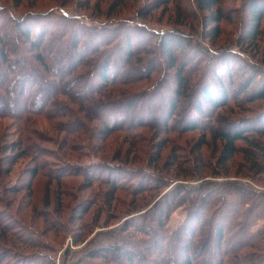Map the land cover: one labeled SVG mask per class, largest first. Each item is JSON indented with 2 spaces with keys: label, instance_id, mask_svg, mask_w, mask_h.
I'll list each match as a JSON object with an SVG mask.
<instances>
[{
  "label": "trees",
  "instance_id": "trees-1",
  "mask_svg": "<svg viewBox=\"0 0 264 264\" xmlns=\"http://www.w3.org/2000/svg\"><path fill=\"white\" fill-rule=\"evenodd\" d=\"M142 1L149 10L138 16L145 18L173 0ZM221 1L192 0L193 9L200 13L199 34L182 27L149 28L130 17L94 20L82 13L70 15L61 4L22 14L0 7V117L19 125L15 146L30 157L29 178L41 175L58 180L78 174L106 184L110 200L118 189L134 196L162 190L175 178L192 176V168L178 163L169 168L156 164L132 167L93 158L89 138L103 140L119 130L137 140L135 134L141 128L153 130L156 136L213 129V139L221 144L219 164L237 151L236 142L241 141L254 150V154L244 150L250 156V170L264 172V162H260L264 158V106L253 115L235 119L217 111L225 104L239 107L241 101L264 98V61L254 62L241 52L246 46L256 50L264 0L247 1L245 30L235 45L224 49L206 41L214 40L220 23L230 20ZM57 9L60 13L54 12ZM177 15L174 23L192 25L187 13ZM134 32L143 33L144 40L135 43ZM150 77L153 82L138 91L119 89ZM28 117L42 118L55 129L76 134L83 161L46 152L37 143L38 131L26 123ZM201 140L197 149L206 143ZM49 155L55 156V164ZM245 185L200 182L189 188L179 184L139 212L156 195L149 196L117 232L99 233L81 256L62 252L55 257L0 245V264H264V226L251 230L255 217H264V198ZM180 206L186 216L169 232V214ZM7 230H13L28 248L48 247L32 226L0 210L2 239ZM81 240L76 237L72 244Z\"/></svg>",
  "mask_w": 264,
  "mask_h": 264
},
{
  "label": "rangeland",
  "instance_id": "rangeland-1",
  "mask_svg": "<svg viewBox=\"0 0 264 264\" xmlns=\"http://www.w3.org/2000/svg\"><path fill=\"white\" fill-rule=\"evenodd\" d=\"M118 1L0 0V7L22 14L45 11L50 6L61 4L70 15L82 13L81 15H88L90 19L95 18L94 20L130 17L134 23L144 21L149 28L159 30L182 27L184 30L199 34L202 29L200 13H196V10L193 9L192 0H173L165 6L154 9L151 15L145 18L138 16L140 12L149 10L145 1L124 0L121 4H117ZM247 1H221V7L230 16V20L220 23L219 34L212 41L207 39L208 43L221 49L235 45L236 38L243 33L246 27L247 10L245 5ZM54 12L60 13L58 9ZM181 12L187 13L192 24L190 27L187 24L174 23L175 18H178L177 13ZM83 21L89 23L88 19L83 18ZM259 29L260 33L255 42L256 50L253 51L247 46L244 48L245 50L241 49V52L247 54L252 61L257 63L264 61V18ZM134 33H136L133 39L135 43L144 40L145 35L143 33ZM152 80L154 79L150 77L148 80H141L134 85L121 86L122 88L119 87V89H123L124 93H131L138 91L145 85H150ZM113 94H117V91L114 90ZM239 100H241V96H239ZM239 105L237 107L236 104L229 106L225 104L217 111L231 119L253 115L264 106V98H255L248 102L241 101ZM230 109L234 112H230ZM26 123L31 129L38 131L37 143L42 145L46 152L56 153L53 155L62 154L73 161L76 159L80 162L83 161V157L79 155L80 149H78L81 142L76 140V134L55 129L42 118L28 117ZM95 124L98 122H90V125ZM18 132L19 125L14 120L8 117H0V210L32 226L48 242V247L45 249L28 248L21 243L18 237L13 235V230H7L3 236L6 239L0 237V245L13 247L21 252L37 250L52 253L51 255H55V257L61 256L62 252L71 253L74 257L81 256L89 242L97 239L99 233L109 230L113 233L117 232L124 221L136 214L134 211L137 208H142L149 196L156 195L139 212L146 211L162 194L179 184L193 188L200 182L225 184L240 182L247 184L244 186L246 189L261 192V197L264 198V172L257 173L252 169L250 170V156L244 151L249 150L254 154V150L249 149L243 142L237 141V151L228 160L219 164L217 159L221 144L218 139H213V129L208 132L197 129L182 131L179 134L170 132L166 135L158 134L156 136L153 130L141 128L136 131L138 133L135 134L138 136L137 140H131L129 133L126 134L119 130L107 134L103 140H97L95 137L89 138L93 144L91 154H94L95 160L123 162L132 167H152L151 165L155 166L156 164L159 168L160 166L169 168L171 165L174 167L175 163H178L180 166L189 167L192 168L191 171L193 170L192 176L175 178L162 190L151 189L131 196L126 190L118 189L110 200L108 199L109 190L106 184L96 181L90 182L86 177L78 174L67 175L58 180L41 175L29 178L33 164L30 157L23 154L22 150L15 146ZM81 138L86 140L87 136L83 135ZM201 139H204L206 143L197 149ZM262 146L264 148V141ZM158 151L160 154L156 157ZM258 155L261 159V154L258 153ZM54 157L48 156L53 164L57 161ZM87 162L89 161L84 163ZM260 162H264V158ZM202 168H204L203 171H201ZM198 175L202 177L198 178ZM102 203H105L104 206ZM185 216L186 210L182 206L176 207L167 219V230L169 232L175 230ZM263 226L264 217H255L251 230L257 231ZM76 237H81L82 240L74 245L72 241ZM69 259L68 257L66 263Z\"/></svg>",
  "mask_w": 264,
  "mask_h": 264
}]
</instances>
